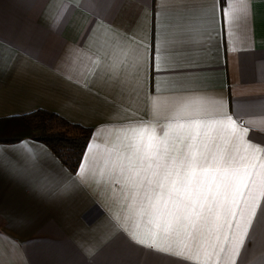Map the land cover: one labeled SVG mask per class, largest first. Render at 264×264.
Segmentation results:
<instances>
[{
  "label": "crops",
  "instance_id": "1",
  "mask_svg": "<svg viewBox=\"0 0 264 264\" xmlns=\"http://www.w3.org/2000/svg\"><path fill=\"white\" fill-rule=\"evenodd\" d=\"M195 106L264 147V0H0V119L44 109L93 128L76 173L41 141L0 143V264H189L134 242L163 240L125 201L119 161L127 128L161 135ZM236 264H264L259 212Z\"/></svg>",
  "mask_w": 264,
  "mask_h": 264
},
{
  "label": "snow or ice",
  "instance_id": "2",
  "mask_svg": "<svg viewBox=\"0 0 264 264\" xmlns=\"http://www.w3.org/2000/svg\"><path fill=\"white\" fill-rule=\"evenodd\" d=\"M232 11L224 10L226 23ZM168 43L155 49L154 70L157 58L167 61ZM239 119L195 106L189 118L161 127V135L148 122L126 129L128 152L119 161L124 199L155 223L163 240L136 244L189 264H221L227 246L228 264H236L258 212L264 217L258 202L264 200V147L247 139ZM78 176L85 179L83 165Z\"/></svg>",
  "mask_w": 264,
  "mask_h": 264
},
{
  "label": "trees",
  "instance_id": "3",
  "mask_svg": "<svg viewBox=\"0 0 264 264\" xmlns=\"http://www.w3.org/2000/svg\"><path fill=\"white\" fill-rule=\"evenodd\" d=\"M92 132V127L44 109L0 119V143H15L27 137L41 141L74 173L80 167Z\"/></svg>",
  "mask_w": 264,
  "mask_h": 264
}]
</instances>
